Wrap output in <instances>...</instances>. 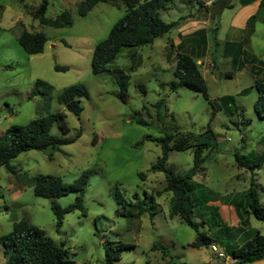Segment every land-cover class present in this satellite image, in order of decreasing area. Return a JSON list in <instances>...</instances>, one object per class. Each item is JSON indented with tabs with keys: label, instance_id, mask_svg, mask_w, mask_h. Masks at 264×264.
<instances>
[{
	"label": "rangeland",
	"instance_id": "374dc122",
	"mask_svg": "<svg viewBox=\"0 0 264 264\" xmlns=\"http://www.w3.org/2000/svg\"><path fill=\"white\" fill-rule=\"evenodd\" d=\"M82 1L47 0L46 18L53 19L66 11L72 19L70 27L53 28L32 17L41 0H0V134L11 126H24L37 117L60 112L65 114L67 132L54 124L50 133L62 139L79 134L74 143L61 146L51 157L49 152L39 151L20 154L10 163L15 175L0 168V236L11 231L10 217L15 216L43 230L55 245H62L75 264H103L104 245L118 242L133 247L123 250L115 264H233L230 253L232 247L242 243L240 233L250 230L264 234V222L249 213L248 227L240 226L242 201H237L239 205L227 203L230 197L236 194L239 198L248 190L252 177L264 209V119L254 109L258 98L255 83L264 77V4L259 8L261 0H250L245 6V0H224L218 16L210 20L207 14L203 18V8L210 7L214 0L167 2L160 17L166 23L179 21L177 28L139 49H122L113 64L129 76L127 98L122 103L114 96L118 90L114 76L109 72L93 75L90 61L95 45L106 38L124 15L125 7L119 2L115 6L98 3L80 17L77 6ZM251 15L256 17L254 29L247 34L246 22ZM215 26L217 29L213 31ZM181 27L183 32H179ZM199 29L206 30L208 39L206 54L197 63L208 100L187 88L169 87L175 81L173 70L180 38L185 39ZM23 30L41 32L47 37L42 54L29 56L19 46L18 37ZM214 37L218 45L214 44ZM243 39L244 67L228 77L232 67L230 58L223 56V46ZM131 52L141 59V65L134 71L129 70ZM54 66L66 70L55 71ZM37 80L52 86L49 95L30 97ZM74 85H82L87 92L78 117L65 111L58 102L62 90ZM223 96H232L234 104L242 110L235 111L230 105L232 114L220 110L213 115L211 101ZM160 99L167 107L163 123L156 120L152 107ZM136 112L149 125L136 124L132 119ZM164 129L172 134L194 133L200 142L208 144L192 187L197 202L206 199L205 210L216 219L212 224H201L194 213L193 220L200 231L206 232L216 252L211 246L191 248L194 231L177 217L168 216L170 194L163 192L164 176L150 172L161 150L156 142L144 140L147 136H162ZM236 157L252 169L238 166ZM192 162L191 149L168 152L167 166L176 174L189 170ZM87 170L88 186L82 196L85 214L68 213L61 227L56 228L49 201L34 196L22 175H54L69 184ZM140 173L145 175L144 180L139 178ZM116 189L126 202L125 207L116 203ZM76 197V193H71L59 198L58 203L66 207ZM136 202L145 203L146 212L127 216L129 205ZM198 208L195 210L200 213ZM153 243L166 246L168 256L151 251ZM0 264H6L1 246Z\"/></svg>",
	"mask_w": 264,
	"mask_h": 264
},
{
	"label": "trees",
	"instance_id": "16d2710c",
	"mask_svg": "<svg viewBox=\"0 0 264 264\" xmlns=\"http://www.w3.org/2000/svg\"><path fill=\"white\" fill-rule=\"evenodd\" d=\"M170 0H83L77 6V13L80 17L86 14L98 3H106L116 5L118 2L125 7L124 15L112 26L106 38L97 43L93 49L90 68L93 75L102 73H111L114 76L115 84L118 87L114 96L122 103H125L127 98V89L129 76L124 73L118 66H113L115 60L122 49L128 51L139 49L143 46L152 44L157 38L170 33L176 29L179 21L166 23L160 17V11L166 9V3ZM224 0H214L210 7L203 8V18L207 16L210 20H214L222 6ZM201 7V3L196 1ZM250 0L243 1L244 6L249 4ZM264 4V0L260 1L259 8ZM47 0H41V3L32 13L34 20H37L41 25L53 28H65L72 25L70 14L66 11L60 13L53 19L45 17L47 10ZM229 6V5H228ZM209 14V15H208ZM255 15H251L246 22V32H253ZM217 27L213 28L215 31ZM214 33V32H213ZM187 37V39H186ZM185 39L180 38L177 45V54L175 56V66L173 76L175 81L169 84L170 89L176 90L179 87L187 88L196 94H200L204 99L208 100L207 87L199 70L197 61L203 58L207 51L208 39L206 30L199 29L192 34L186 36ZM214 44L216 38L214 37ZM48 42L47 37L39 33H30L23 30L18 37V44L23 51L29 56L42 54L44 46ZM246 40L243 39L237 43L226 42L223 46V56L230 58L231 72L227 75L232 77L235 72L240 71L244 67V62L241 60L245 54L243 45ZM218 45V44H217ZM129 60L132 66L130 71L136 70L141 65V59L134 52L129 53ZM251 61H255L252 60ZM55 71H65L66 68L54 66ZM255 88L258 92V98L255 102L254 109L257 115L264 119V77L262 81L255 83ZM142 92L144 89L141 88ZM52 91V86L42 80H37L34 90L30 97L36 94L49 95ZM245 92V91H244ZM243 92V93H244ZM87 96L86 89L82 85H74L62 90L58 96V102L64 106L65 111L78 117L82 111L81 100ZM234 104L232 96H223L219 100L211 101L213 115L222 110L224 114H232L230 105L235 111L242 109ZM152 107L155 110L156 120L163 123L164 114L167 110L165 101L160 99L156 101ZM146 110V108H144ZM65 114L60 112L56 114H46L31 120L24 126H11L0 134V168L4 167L9 173L15 175L16 170L11 166V161L17 158L20 154L29 151L49 152V157L52 153L59 151L61 146L72 144L79 137L76 134L71 139H62L53 136L50 130L54 124H57L60 130L65 133ZM136 124L141 126L149 125L140 114L136 112L132 118ZM211 138L214 139V134L209 130ZM176 133V134H175ZM172 134L167 130H162V136L159 137H144V140L156 142L161 150V156L151 165L150 172L161 173L164 176L165 185L163 192L170 194L168 203V216L170 218L177 217L181 223L192 229L195 233L193 241L189 244L191 248L199 249L202 247L213 246L206 232L199 230V224L193 220V214H197L201 224L215 221L216 216L210 211L205 210L206 199L202 202H197L194 196L192 187V179L201 169L203 162V151L208 148V144L199 141V136L194 133H177ZM142 142L138 143L141 145ZM192 150L193 162L189 170L182 174H176L167 166L168 152L170 151H186ZM238 166L252 169L251 166L241 162L239 157H236ZM254 162H252L253 166ZM90 171H84L79 178L73 183H64L59 176L44 175L28 177L22 175L25 185L32 188L34 196L47 199L50 209L55 216V226L60 228L63 218L66 214L73 211H81L85 214L82 205V196L88 186V177ZM144 174L140 173L139 178L144 180ZM71 193H76L75 201L66 207H61L58 199L67 196ZM114 198L118 205L125 207L121 193L116 189ZM229 197L226 198V200ZM246 199V200H244ZM152 198H150V201ZM200 200V199H199ZM225 200V201H226ZM224 201V202H225ZM243 202V207L239 209V220L242 228L248 227L249 213L258 221L264 222V209L260 203L254 180L250 178V185L246 192L239 195H234L227 202L228 205H239ZM152 202V201H151ZM145 203L136 202L129 205L127 216L141 215L146 212ZM196 206L199 211L195 210ZM124 213V212H123ZM121 213V214H123ZM12 220V229L9 233L0 236V246L2 247L3 257L6 264H75V262L66 256V251L62 245H55L49 238L45 236L43 230L30 224L27 220H17L15 216L10 217ZM217 225L220 223L217 221ZM237 227V230H242ZM211 227L208 228L210 231ZM222 233V230H218ZM243 237L241 245L232 250L230 257L233 259V264H254L264 261V234L257 231H244L240 233ZM132 244L118 242L116 244L104 245V262L103 264H115L118 262L120 253L123 250L131 249ZM151 251H159L162 256H168V248L161 243H153Z\"/></svg>",
	"mask_w": 264,
	"mask_h": 264
},
{
	"label": "crops",
	"instance_id": "0c3cea01",
	"mask_svg": "<svg viewBox=\"0 0 264 264\" xmlns=\"http://www.w3.org/2000/svg\"><path fill=\"white\" fill-rule=\"evenodd\" d=\"M187 22H188V21H187ZM191 22H193V24H196V25H197V24H200V22H197V23L194 22V21H191ZM184 25H185V24H184ZM182 26H183V25H182ZM176 28H177V27H176ZM179 32H183V27L180 28ZM179 32H178V33H179ZM181 36H184V35L181 34ZM179 42H180V41H179ZM178 44H179V43H178ZM178 44H177V45H178ZM176 49H177V46H176ZM197 63L200 64V60H198ZM199 70H200V69H199ZM237 219H238V218H237ZM240 245H241V243H240L238 246L232 247V250L238 248ZM232 250H231V251H232Z\"/></svg>",
	"mask_w": 264,
	"mask_h": 264
},
{
	"label": "built area",
	"instance_id": "2783aa9c",
	"mask_svg": "<svg viewBox=\"0 0 264 264\" xmlns=\"http://www.w3.org/2000/svg\"><path fill=\"white\" fill-rule=\"evenodd\" d=\"M211 249H212L213 252H216V248L214 246H211ZM218 255L222 256V254H220V253Z\"/></svg>",
	"mask_w": 264,
	"mask_h": 264
}]
</instances>
